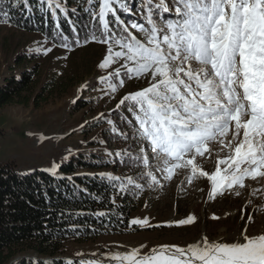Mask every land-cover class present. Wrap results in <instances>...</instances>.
I'll return each mask as SVG.
<instances>
[{"label": "snow or ice", "instance_id": "6c2138e0", "mask_svg": "<svg viewBox=\"0 0 264 264\" xmlns=\"http://www.w3.org/2000/svg\"><path fill=\"white\" fill-rule=\"evenodd\" d=\"M45 3L54 20L56 9L65 12L59 0H40L41 6ZM87 3L92 30L81 40L73 27L72 39L77 47L92 42L105 46L97 65L105 73L98 77L105 86L100 91L117 94L126 80L147 81V86L125 93L116 103L117 109L123 106L131 113V136L118 133L114 122L107 120L113 133L139 145L136 152L124 149L115 155L140 168L137 176L144 183L133 176L100 175H106L119 192H132L137 198L145 188H163L162 181H172L180 172L189 184L206 178L209 199L241 196L251 187L249 181L260 185L251 187L249 195L264 198V0H138L134 10L139 18L131 21L118 14L133 12L127 0ZM21 5L32 12L29 0H0V24L11 26L10 13ZM59 27L53 29L54 36L61 40L60 47L70 50L69 37ZM56 46L37 47L35 52L47 55ZM86 87L87 82L81 85ZM201 160H213L214 168L206 170ZM58 168L53 161L48 171L55 174ZM246 216L253 220L251 214ZM195 221L189 214L175 224ZM130 224L144 226L148 220L133 218ZM144 247L113 253L110 260L117 264H264V232L249 234L247 224L231 240H210L205 235L186 245L163 243L142 252ZM80 264L101 261L81 260Z\"/></svg>", "mask_w": 264, "mask_h": 264}, {"label": "rangeland", "instance_id": "374dc122", "mask_svg": "<svg viewBox=\"0 0 264 264\" xmlns=\"http://www.w3.org/2000/svg\"><path fill=\"white\" fill-rule=\"evenodd\" d=\"M121 17L130 21L132 19L129 18L137 19L138 14L123 13ZM53 44L40 33L0 24V86L25 71L33 73L32 89L25 95L28 104L14 103L0 108V163H13L24 172L38 169L51 173L48 169L55 161L59 168L53 175L60 176V166L78 155L95 153L114 162V158H120L116 152L124 149L133 152L132 144L139 149L131 139H120L110 146L106 135L112 126L107 120L117 112L127 117L124 107L117 109L116 103L125 93L147 86V81L126 80V86L117 94L105 95L100 91L105 86L98 80L105 73L97 67L105 46L92 42L79 47L74 45L69 50L57 45L47 55L35 52L37 47H52ZM86 82L88 87L81 89ZM101 113L103 117L94 119ZM200 163L206 170L214 168L213 160H201ZM131 171L122 167L120 171L107 168L101 172L123 178L134 177ZM162 183L163 188H145L139 195L137 208L130 215L128 229L124 233L103 235L83 244L68 242L58 257L64 261L70 259L73 264H80L81 260L117 264L110 260L111 254L125 253L141 245L147 246L141 249L147 252L159 244L186 245L205 235L210 240H231L245 224L249 234L264 232V198L249 195L251 187H260L255 182L249 181L251 187L242 190L241 196L225 194L215 199L208 198L209 182L206 178L189 184L186 175L180 172L172 181ZM249 199L253 201L251 205L247 204ZM189 214L196 217L194 223L175 224L176 220ZM246 214L253 216L251 222ZM213 215L219 219H212ZM133 218H147L148 224L131 225ZM17 262L14 260L11 264Z\"/></svg>", "mask_w": 264, "mask_h": 264}, {"label": "trees", "instance_id": "16d2710c", "mask_svg": "<svg viewBox=\"0 0 264 264\" xmlns=\"http://www.w3.org/2000/svg\"><path fill=\"white\" fill-rule=\"evenodd\" d=\"M59 2L65 12L56 9L57 19L54 20L47 3L41 6L40 0H29L32 12L28 13L23 5L13 9L11 25L25 32L40 33L59 46L61 40L53 33L59 24L58 31L67 35L68 42L74 46L73 27L81 40L92 30L93 22L85 11L91 6L87 0ZM127 2L133 6L138 0ZM41 7L46 10L41 12ZM131 13L135 14L134 7ZM118 14L121 16L123 12ZM32 76L33 73L25 71L7 79L0 86V108L14 103L27 105L25 95L32 89ZM123 111L128 113L127 117L117 112L108 118L114 122L118 133L131 135L129 121L133 118L126 107ZM108 132L106 141L110 146L123 139L112 132V127ZM132 145L133 152L138 151ZM103 158L95 153L78 155L60 166V176L38 169L24 172L13 163H0V264H11L14 260L19 261L17 264H44L45 261L65 264L62 257H57L63 253L66 243L83 244L103 235L122 234L128 229L129 217L136 210L140 197L132 192H119L106 175L100 174L104 173L103 169L120 171L124 167L132 170L139 181L137 173L141 169L119 161L121 158H114V162ZM99 212L105 215L98 216ZM44 257L50 259L43 260Z\"/></svg>", "mask_w": 264, "mask_h": 264}]
</instances>
